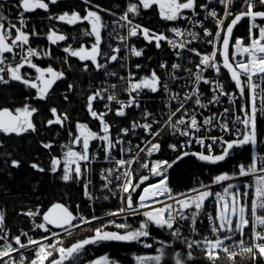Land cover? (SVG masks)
Masks as SVG:
<instances>
[{
  "label": "snow or ice",
  "instance_id": "obj_1",
  "mask_svg": "<svg viewBox=\"0 0 264 264\" xmlns=\"http://www.w3.org/2000/svg\"><path fill=\"white\" fill-rule=\"evenodd\" d=\"M223 6V16H219L214 7L209 3H201L200 0H129L126 4L123 13L118 17V20L113 21V32L117 31V26L120 29H126V35H117L114 37L119 41L121 46L108 45L110 53L103 51L102 45L104 39L102 31L109 27L103 22L101 15L97 11H92L85 8L84 15L78 11H65L59 15L49 14L46 19L49 21H58L67 25H77L78 23L87 22L90 26L89 30L84 31L83 35L93 37V43L90 47H85L83 44L79 48H73L71 44L63 47L62 51L66 54L61 58L62 63L69 64L68 57H75L81 62L90 61L93 69L96 72L103 70L106 77L117 76L115 71H109V65L119 63L120 67H124L123 61L129 57H141L144 54L143 48H137L131 45L128 41L135 37L143 38L148 44H155L157 49L162 47V42L175 51L178 59H183V53L188 52L199 58L196 64L197 71L192 72L190 68H185L184 71L189 73L192 82V88L189 92H185L183 96L179 93L171 91L170 82L180 79L176 72L183 68L180 63H172L168 80H162L155 70L150 75L136 78L131 71L127 77H119L121 81L126 83L125 91L128 93V99H119L115 89L117 85L112 84L108 87H97L91 89L90 94L86 97L85 108L88 115L96 121H99L100 131H93L87 123L77 121L75 123V133L68 132L71 142L69 145H62L66 148L63 156L58 157L52 155L50 158V171L59 173L62 170L60 179L65 183L70 181L83 182L84 194L88 199H92L89 192L91 184L90 173L92 169L90 164L96 160V155L91 151V142L100 141V148L104 154V159L108 162L115 163L114 169L101 170L100 178L104 181L102 187L108 189L113 180L120 182L116 185L121 193V199L125 203V207L119 208L117 211L109 212V216H118L130 210L133 215H142L143 221L135 230L125 231L123 234L118 232H110L105 230V226L95 228L93 235L86 237L71 244V246H63L60 240H53L59 234L51 232L50 225L54 228H61L71 235V229L79 228L83 224H90L93 220L98 219L93 216L91 219L80 215H74L67 206L56 203L53 204L42 215L43 222L35 223L34 228L43 230L50 235L42 236L39 240L29 236L27 232L21 231L19 235L11 237L9 242V233L4 230L5 215L0 212V240L4 243L0 244V264H25L28 257L24 255L21 249H28L30 246H35L34 257L30 259L29 264H75L79 259L82 251L87 245L95 244L100 241H125L139 242L141 238L150 236L149 228L154 225L160 229H167L173 238L182 239L186 244V258L181 253L175 254V264H188V261L193 259L191 249L201 248L205 257L210 261V264H216L220 254H225L228 259L235 264L237 256H247L250 264H260L264 261V157L253 156L252 162L249 165H240L238 173L229 175L227 173L217 175L213 178L212 183L221 184L222 182L235 179L237 177H246L250 174L256 175V186L252 193L250 208L246 203L249 199V191L252 186L245 185L242 191L239 186L228 184L223 188V193L210 190V186L201 184L199 188L190 190V193H173L167 185V176L164 175L167 168L172 165L167 161H157L149 164L144 162L141 167L150 170L152 176L160 177L155 184H149L139 193L138 199H134L133 193L141 187L149 176H142L139 182H134L133 164L137 162L140 153L146 151L148 156L160 150L161 145L155 142L161 135V130L165 127L173 134H179L189 139L181 144L180 147H186L193 141L206 148L208 154L204 153H188L182 155H194L202 161L217 163L224 161L230 155L232 149L244 145L255 146L258 143V128L259 117L264 116V24L257 23L258 20H264V10H257L258 7L264 8V0H241L242 10L238 13L233 12L235 0H218ZM59 0H17L15 7L19 11L16 22L9 19L3 11H0V85L7 86L11 82H18L25 88L35 90V96L32 99L36 101H46L52 94L54 86L58 81L66 79L64 70H59L51 65L47 67L39 66L35 60L52 59L53 54L50 50L38 49L31 46L32 37H41L47 39L49 44L58 45L59 42H64L69 39V36L57 29L54 25L48 28L47 33H42L35 26L29 31L28 19L25 13H33L37 9H42L45 12L49 11L50 5H56ZM84 4H90L91 0H83ZM156 6L159 10V16L162 20L176 22L187 21L203 29V36L207 37L206 43L212 45L210 53H201L196 48L190 47L191 43L199 38L198 33L184 30L178 27H171L167 31L172 33L174 37H182V39H173L163 32H156L148 27H144L140 23H135L133 17H138L141 14V9L148 10ZM3 6L0 5V8ZM96 7H99L98 5ZM198 9L205 13V19L209 17L215 20L217 30L215 33L203 26V21L197 20L196 17L200 14ZM185 12L190 15H185ZM115 15V13H112ZM231 17V20L225 26V21ZM249 20V40L250 43L241 38H236L231 53L229 52L230 40L233 36L234 27L243 19ZM258 31V35L253 30ZM223 33V34H222ZM112 36V32L109 33ZM191 37V39H187ZM216 41H222V47L218 48ZM122 51L127 52L126 56H121ZM11 56V60L9 59ZM218 57L222 61L223 69H226L231 76V80L235 83L236 88L240 92L242 99L246 100L245 104L240 105L239 111L243 116L236 115L231 125L227 122L217 120V115L225 116L230 112V109L225 108L223 113L205 116L200 122L198 116L201 115L196 108L206 109L209 104L219 103L220 96H227L230 102L235 101V96L229 94L224 85L218 80H211L205 77L204 72L208 69L214 70L217 74L221 71V63H218ZM240 57L238 60L237 58ZM103 58L106 62H101ZM191 62V61H189ZM141 68L140 64L135 66ZM160 68L168 67L166 62H161ZM25 68L32 69L35 75L23 71ZM71 70V64H69ZM87 63L83 64L82 71L89 72ZM259 81V82H258ZM205 84L210 86L213 95L207 103L201 91L200 85ZM75 88L74 84L68 85V91L71 92ZM247 89V91H246ZM143 90H148L152 93H158L163 90L168 95L169 101H175L174 106H169V112L166 119L158 120L153 117V114L145 109L142 117L145 121L133 120L130 128L125 127L119 130L116 137L112 136L113 125L106 119L110 112L115 111L117 117H125L126 109L140 108L139 96ZM64 100L68 101L69 96L64 94ZM99 101L104 103V111H98L95 104ZM192 103L195 107L190 111L186 105ZM118 105L113 109L112 105ZM50 117H44L43 123L47 127L59 126L64 128L70 121V116L67 112H61L56 107L48 109ZM182 113L177 118V114ZM36 115H41V108L25 103L22 107H17L10 110L7 107L0 108V134L4 136L16 135L21 136L25 133H37L38 127L34 121ZM153 125H157V129L153 130ZM243 125V129L236 127ZM219 127L222 133H233L238 136L235 140H225L223 136H197L202 129L210 130L212 127ZM136 129H142L147 136H151L152 140H145L143 143L149 146L139 148L136 156L132 159L121 158L116 159L113 156V150L118 145H123L125 141L121 137H127L130 132H135ZM205 139H211L212 144L206 145ZM216 143L222 145L221 154L213 155V146ZM130 144V142H129ZM75 146L79 150H75ZM2 147V145H0ZM45 149H52L51 142L42 143ZM169 147L175 151L177 145L170 144ZM132 149L120 148L121 153L130 152ZM2 155H9L4 153ZM182 157H178L180 159ZM11 167H20V161L17 159L11 160ZM174 163V162H173ZM7 164V162H6ZM31 167L39 172H44L45 169L37 163H32ZM123 169V171H119ZM118 173V174H117ZM203 189V190H201ZM215 197L216 211L215 214L209 213L207 219L209 221V232L211 236H204L201 240L188 239L182 236V228L188 227L190 232L195 235L198 233L197 223L198 218L205 208V202L209 197ZM160 197H166L172 203H166ZM108 197H105L107 199ZM79 207V206H77ZM30 218H35L40 215V209L36 208L23 213ZM250 216V218H249ZM79 219L80 223H74ZM114 224L118 229H126L128 226L123 223ZM251 228L250 240L244 237L248 235L246 230ZM240 239H235L236 236ZM21 237H27V243H24ZM47 241V243H45ZM229 241L230 243H225ZM163 244V242H161ZM15 244L18 247H14ZM145 247H152L151 244H145ZM238 250V251H237ZM160 255L151 257H137L138 264H145L147 260H152L155 264H161L162 256L165 254L163 248L158 249ZM13 253H19V260L12 257ZM55 254V255H54ZM90 264H118L117 261H110L108 258H102L98 261H92Z\"/></svg>",
  "mask_w": 264,
  "mask_h": 264
},
{
  "label": "trees",
  "instance_id": "obj_2",
  "mask_svg": "<svg viewBox=\"0 0 264 264\" xmlns=\"http://www.w3.org/2000/svg\"><path fill=\"white\" fill-rule=\"evenodd\" d=\"M2 1L4 2V9L7 7L12 12L15 10L14 5L17 3V0ZM205 1L200 0L201 3ZM128 2L129 0H91V3L86 5L83 3V0H59L58 4L49 6L48 12L37 9L33 13H25V16L29 18L27 30L30 31L35 26L38 30H42V33H47L48 28L54 25L68 35L69 39L64 42H59L58 45H51L43 35L41 37L31 38L32 47L50 50L53 54L52 59H34V62L41 67L51 65L56 69L64 70L66 73V79L57 82L48 100L36 101L32 99L35 96V90L25 88L18 82H11L7 86L0 85V108L7 107L10 110H14L17 107H22L25 103L41 108V115L34 117V121L38 127L37 133L29 132L21 136H4L0 134V145H2L0 147V212L5 215L3 227L9 233L10 238L19 235L21 231L28 232L35 239H39L48 234L40 229L33 230L31 218L23 215V213L30 209L34 211L36 208H39L40 215L34 219L43 222V212L55 203L64 204L73 213H76L77 209H79L88 219H91L93 216L98 217L104 215L118 207L116 199L109 197L105 199L103 197L106 191L99 192V196L90 203V200L84 194L83 182L73 180L65 183L60 179L62 170L55 174L49 170L52 155L62 158L66 148H62L61 146L70 144L71 138L68 132L72 131L75 133V123L77 121L87 123L93 131H100L99 121L93 120L88 115L85 104L86 97L91 91L89 85L91 84L92 88L100 86L103 78V70L96 72L90 61L81 62L77 58L70 56L68 60L69 64H71V70H69V64L62 63L60 56H66L62 49L67 44H71L73 48H79L83 44L87 48L93 43V37L83 35V30H89L90 28L87 22L70 26L58 21H49L46 17L49 14L59 15L65 11L71 12L73 10L84 15L86 14L84 11L85 8H89L92 11H97L101 15L103 22H105L106 20L110 21L115 19L118 12L124 9ZM97 5L99 7H96ZM232 10L235 13L242 10L238 1L234 3ZM257 10H264V8L258 7ZM112 13H115V15H112ZM12 14L10 13V15ZM135 20L144 27H148L156 32H163L166 35L168 28L175 23L162 20L156 6L148 10L141 9L140 16L135 17ZM229 20L226 21V25ZM258 21L261 23L264 22V20ZM248 26L249 20L247 18L243 19L236 26L234 34L236 36L242 35L247 37L249 33ZM75 31L81 32V34L76 35ZM133 42H135L137 48L144 49V54L136 59L137 61L134 60L136 62H142V68L136 76V78H140L141 73L145 74L148 72L149 67L157 66L156 62L165 52V46L164 42H162V47L157 49L154 43L148 44L142 37L139 39L133 38ZM84 63H87L92 70L83 72L82 68ZM23 71L30 73L32 76L35 75L32 69L25 68ZM220 77L225 78L227 84L234 87L235 84L233 85L234 82L231 81L230 74L226 69H223L222 65ZM69 84L75 85L74 90L71 92L68 91ZM64 94L69 96L68 101L64 100ZM50 107H56L61 112L68 113L70 121L64 128H60L59 126L50 128L42 122L44 117H50L51 114L48 111ZM95 107L98 111L103 108L100 101L95 104ZM138 115L139 112L129 109L125 117H117L113 113H110L106 119L113 125L111 132L114 133L121 127H129L132 120H137L136 117ZM169 140L168 135L159 139L161 149L158 158H165L172 165L167 168L168 170L164 175L167 176L168 185L174 193L210 182L218 173L228 171L229 164L232 161L236 163L240 159H245L251 150V144L236 147L231 150L230 155L224 161L210 163L202 161L194 155L183 156L182 154L186 151L173 153L167 151L166 146ZM48 142L53 144L52 149L42 147V143ZM97 143V141L91 142V151L96 147ZM75 150H79V147L75 146ZM4 153H8L9 155H2ZM178 157L182 158L177 159ZM12 159L19 160L20 167H11L10 162ZM32 163H37L45 171L39 172L33 169L31 167ZM90 168L92 171L89 177L91 179L89 191L94 182V189L97 190V186L100 184L97 178L99 166L96 164L94 166L90 165ZM142 176H149V180L145 183L156 182L160 179V177L152 176L150 172L142 170L140 164L137 163L134 168V182H139ZM142 221L143 218L140 215L128 216L126 220L120 222L126 224L128 227L126 229L117 228V230L120 233L135 230ZM100 224L101 221H95L71 231V235L68 233L64 234L61 237L63 246H71V244L93 235L94 229L98 228ZM46 227L48 226L46 225ZM112 228L115 230L116 227ZM149 231L150 236L141 238L139 242L100 241L87 245L75 264H88L101 257H106L110 261H117L118 264H138L137 257L160 255L161 253L158 249L161 248H163L165 253L162 256L161 264H175L176 253H181L186 258L189 249H187L182 239L173 238L169 230L160 229L154 225L150 226ZM198 238V235H194L193 237L195 240H199ZM21 239L25 241V237H21ZM145 244H151L152 247H145ZM191 251L193 253V259L188 261V264H210V261L205 257L201 248H193ZM33 255V250L26 252L28 259ZM65 264H69V262H65ZM145 264H155V262L147 260ZM216 264H232V262L226 255L220 254L219 259L216 260ZM235 264H250V260L247 256H237L235 258ZM260 264H264V261H260Z\"/></svg>",
  "mask_w": 264,
  "mask_h": 264
},
{
  "label": "built area",
  "instance_id": "obj_3",
  "mask_svg": "<svg viewBox=\"0 0 264 264\" xmlns=\"http://www.w3.org/2000/svg\"><path fill=\"white\" fill-rule=\"evenodd\" d=\"M238 2H239V5L241 6V0H238ZM204 3H209L211 7L215 8V10L217 11L219 16H221V17L223 16V6L219 4L218 0H206ZM2 6H3L2 8H4V5H2ZM123 11H121L119 14H117L115 19L110 20V21L109 20L105 21V23L109 25V27L107 29L103 30V33H102V36L104 39L103 51H105V52H108V53L111 52V50L108 47L109 44L113 45L114 47L115 46H121L122 47V45L119 44V41L117 39H115L114 37L117 35V33H119L120 35H126V29H120L117 26V31L113 32V21L118 20V17L123 13ZM198 12H200V14L196 17V19L203 21V26L208 28L213 33H215V31L217 30L215 20H213L210 17L208 19H205L204 18L205 13L200 9H198ZM185 15H190V13L185 12ZM25 17L29 21V18L27 16H25ZM15 19L17 20V18H15ZM10 20H11V17H10ZM133 20L135 23H137L134 18H133ZM257 23L264 24V22L261 23L259 21H257ZM249 26H248V30H249ZM171 27H178V28H181L184 30H189V31H193V32L198 33L199 38L197 40L193 41L191 43L190 47L196 48L201 53H210L212 51V45L206 43V40L208 38L203 36V29L202 28L196 27L195 25L190 24L187 21H176L169 28H171ZM84 31H86V30H83V33H84ZM253 31L256 35H258L257 30L254 29ZM110 32H112V36L109 35ZM167 36H169L170 38H173V39H177V40L182 39V37H174L173 34L170 32L167 33ZM133 38H135V37H133ZM133 38H131L128 41V43L136 46L135 42H133ZM236 38H241L244 41L250 43L249 33H248L247 37L242 36V35L235 36L234 37V43H235ZM187 39H191V37H187ZM234 43L232 45H234ZM216 45L219 48V42L218 41H216ZM164 46H165V52L162 54V57L159 58L158 61L156 62L157 66L156 67H154V66L149 67L148 72H146L145 74L141 73L140 77L150 75L151 72L153 70H155L157 72V74L162 78V80H168L169 79V73L173 72V70L171 69V64L172 63H180L183 65V68L176 72V75L178 77H180V79H178L176 81H171L170 82V88H171L172 92L179 93L181 96H183L185 92H189L192 88V82H191L192 78H190L189 73L184 71V69L190 68L192 70V72L195 73L197 71L196 64L199 62V58L196 57L195 55L188 53V52H184L183 53L184 58L178 59L177 56L175 55V51L173 49H171L167 45V43H164ZM233 50L234 49H232V51ZM120 55L122 57L126 56L127 52L122 51L120 53ZM61 58H63V57H61ZM138 58L139 57H134V56L129 57L126 61H123L124 67H120L119 63H113V64L109 65L108 70L109 71H115L118 73V75L106 77L103 74V78H102V81H101L99 87H101V86L108 87L109 85H112V84L117 85L115 91H116L119 99L126 101L128 99V93L124 90L126 87V83L124 81H121L119 79V77H121V76L127 77L129 71H131L132 73L135 74V76H137V74L139 73V71L142 68V62H136L137 61L136 59H138ZM9 59L11 60L10 55H9ZM237 59L239 60L240 57H238ZM134 60H136V61H134ZM189 61H191V62H189ZM101 62H106V61L103 58H101ZM161 62H166L168 67L165 69L160 68L159 65ZM218 63H221L220 58H218ZM137 64L141 65L140 69H137L135 67ZM221 65H222V63H221ZM204 75L208 79H211L214 81L215 80L220 81L224 85L225 90L229 94H233L235 96V101L230 102L227 96H220V98H219L220 102L219 103L209 104L206 109L196 108V111L201 113V115L198 116V120L200 122H202V120L205 116L223 113L224 109L227 108V109H230V112L228 114H226L225 116L217 115V120L222 121V122H227L231 125V122L235 119L236 115L243 116V113H241L239 111V108H240V105L246 103V100L241 98L239 90L234 85L235 83H233L234 87L227 84V80L223 77H220V73L217 74L214 70L208 69L204 72ZM137 79H139V78H137ZM200 88H201V91L203 92L204 97L206 98V99H204V103H207L208 100L211 99V97L213 95L212 91L210 90V86L205 85V84H201ZM246 91H247V89H246ZM139 101H140V105H141L140 108H135V107L128 108V109H126V112L129 109H132L134 111L139 112V115L136 117V119H137V121H140L141 123L150 122V121H145L142 117V113L145 109H147L149 112H151L153 114L154 118H156L158 120H162V119H166L167 114L169 112V106H174L176 103L175 101H169L168 95L166 93H164L163 90H161L158 93H152L148 90H143L139 96ZM104 103H106V101H103V108L101 111H104ZM112 107H113V109H115L116 107H118V105L113 104ZM186 107L191 111L195 106L190 102L189 104L186 105ZM110 113H113V115L116 116L115 111L110 112ZM181 114L182 113H178L177 118H179V115H181ZM258 119H259L258 143L255 146L251 145V150L249 152V155L245 158L246 160L243 161L240 159V161H237L236 163L234 161H232L229 164V170L228 171L221 172L217 175L225 174V173H227L229 175H233L235 173H238V168L240 165H249L252 162L253 156L264 157V116H260ZM130 126H131V123H130ZM130 126L128 128H130ZM236 127H240L241 129H243V125H236ZM121 128H125V127H121ZM156 129H157V125H153V130H156ZM119 130L112 133V136L116 137L117 134L119 133ZM165 135H168L169 139H170L167 146H166V150L171 152V153L178 152V151H186V152H190V153H204L206 155L208 154L206 148H204L200 144L196 143L195 141H193L191 144H188L186 147H180V145L184 144L189 138L180 136L178 133L173 134L169 130V128H167V127L163 128L161 130V135L156 139L155 142H158L161 145L159 139H161ZM196 135L197 136H223V138L225 140H235V139L239 138L238 136L233 135V133H231V132L222 133L220 128L216 127V126L212 127L210 130L202 129V132L197 133ZM121 138L125 141V143L123 145H118L117 148L113 150V156L116 159L121 158L122 155H123L124 159H132L134 156H136L137 152H139V148H145L146 149L149 146L148 144L143 143V141L152 140V137L147 136L142 129H136L135 132H130L127 137H121ZM129 142H130V144H129ZM100 144H101V142L98 141L96 147L94 149H92V153L94 155H96L97 158L90 165L94 166L96 164L99 166L97 178L100 181V184L97 186V190L94 189L95 182L92 185V188L90 189V191L92 193H90V194H91V196L94 195V197L92 199H89L90 203H92L95 200V198L97 196H99V192H101V191L102 192L106 191V193L103 196L104 198L109 197L111 199H116V200L118 198H121V193L118 191V189L116 187V185L120 182L113 180V183L109 185V188H111L112 191H109L108 189H104L102 187V185L104 184V181H102L100 178L101 170L110 169V168L114 169L115 163H114V161L108 162L104 159V154L101 151V148L99 147ZM170 144L177 145V149L175 151H173L169 147ZM205 144L211 145L212 140L211 139H205ZM129 146L131 147L132 150L130 152L125 151L122 154L120 151V148L123 147V148L127 149V148H129ZM137 146H139V148ZM160 149H161V147H160ZM221 151H222V145L220 143H216L213 146L212 154L217 155V154H220ZM159 154H160V150L157 152H154L151 156H148L146 151L143 153H140L139 158L137 159V162H135L133 164V169L137 163H139L140 167H141V164L144 162H148L149 164H151L152 162H157V161H167L165 158L164 159L161 157L158 158ZM141 168L145 172H150V170L147 168H143V167H141ZM119 171H123V169H120ZM256 175H259V173L250 174L246 177H237L235 179L222 182L221 184L212 183V181H213V179H212L210 181V183H206L203 185L210 186V190L213 193H215V192L223 193V188L226 187L228 184H233V185L239 186L242 191L244 190L245 185H251L252 187L250 189H248V191L250 193L249 199L246 202L250 208L252 193H254L255 186H256ZM199 187H200V185L186 189L185 191L180 192V193H190L191 189L199 188ZM201 190H203V189H201ZM142 191H143V189L139 193H141ZM137 199H138V196H137ZM123 204H124V202L122 201V207H123ZM215 211H216V200H215V197L212 196V197H209L208 200L205 202V208H204L203 212L201 213L200 217L198 218V223H197L198 233H200L203 230L205 233V236H211V233L209 232V221L207 219V215L209 213L214 215ZM249 218H250V216H249ZM31 219H32V221L35 220L34 218H31ZM246 232L248 233V235H246L244 238L246 240H250L251 228L249 227L246 230ZM190 233L191 232H190L188 227L185 226L182 228V236L186 235L185 237H187L188 239H193L194 235L192 233L191 234ZM0 235H2V234H0ZM235 239L238 240V239H240V237L237 235L235 237ZM1 241H3V240H0V242ZM225 243H230V242L226 241Z\"/></svg>",
  "mask_w": 264,
  "mask_h": 264
},
{
  "label": "rangeland",
  "instance_id": "obj_4",
  "mask_svg": "<svg viewBox=\"0 0 264 264\" xmlns=\"http://www.w3.org/2000/svg\"><path fill=\"white\" fill-rule=\"evenodd\" d=\"M236 2L235 3H237V1L238 0H235ZM4 5V2L2 1V0H0V5ZM15 6V5H14ZM125 9V8H124ZM124 9H121L119 12H118V14L121 12V11H123ZM0 11H3L4 12V14L5 15H7L8 17H9V19H10V17H11V20L13 21V22H16L17 20L15 19V18H18V15H19V11H18V9L15 7V10L12 12L10 9H8L7 7L4 9V8H0ZM10 13H13L12 15H10ZM134 19H135V17H133ZM231 18V17H230ZM229 18V19H230ZM228 19V20H229ZM231 20V19H230ZM230 20H229V22H230ZM227 21V20H226ZM226 21H225V26H226ZM229 22H227V23H229ZM242 22V21H241ZM241 22H239L238 24H240ZM237 24V25H238ZM236 25V26H237ZM236 26L234 27V29H233V36H232V38H231V40H230V47H229V52L231 53V51H232V44L234 43V37L236 36L234 33H235V30H236ZM57 29H58V27H56ZM79 30V29H78ZM75 33H76V35H79V34H81V32H76L75 31ZM102 33H103V31H102ZM223 34V33H222ZM219 42V48L220 47H222V41H218ZM60 57H63V56H60ZM219 58V57H218ZM221 63H222V61H221ZM155 67V66H154ZM231 77V76H230ZM100 103H101V105H102V107H103V101H100ZM101 111V110H100ZM98 142V141H97ZM100 142V141H99ZM221 154V153H220ZM218 155V154H217ZM246 159H243V161H245ZM135 168V167H134ZM168 170V169H167ZM166 170V171H167ZM225 172V171H224ZM221 173V172H220ZM219 174V173H218ZM215 177V176H214ZM213 177V178H214ZM159 181V180H158ZM158 181H156V182H150V183H145V184H143V185H141V187L139 188V189H137V192L136 193H133V196H134V199H137V196H138V194H139V192L144 188V187H146V186H148L149 184H155V183H157ZM208 183H210V182H208ZM204 184H206V183H204ZM167 185H168V182H167ZM199 186V185H198ZM168 187H169V185H168ZM196 187V186H195ZM170 188V187H169ZM171 189V188H170ZM185 191V190H184ZM90 193H92L91 191H89ZM173 192V191H172ZM181 192H183V191H181ZM174 193V192H173ZM178 193H180V192H178ZM94 197V195H92V198ZM87 198V197H86ZM160 199L161 200H164L166 203H172V201H169V200H167V198L166 197H160ZM117 202H118V207L115 209V210H113V211H110V212H114V211H117L119 208H121L122 207V199L121 198H118L117 199ZM124 202V201H123ZM123 207H125V203L123 204ZM109 213V212H108ZM108 213H106V214H104V215H101V216H98L97 218L98 219H96V220H93L92 222H95V221H101V224L99 225V227H101V226H105V230L106 231H110V232H118V233H120L118 230H117V228H115V230H113V228L112 227H115L114 226V224H110V223H108L109 221H115V223H120L122 220H126L127 219V217L128 216H133V214H131L130 213V210L129 211H126V212H124V213H120V215H118V216H109L108 215ZM74 215H76V216H80V215H84V217H86V215L84 214V213H82V212H80L79 211V209H77V211H76V213H74ZM143 219H144V217L142 216V215H140ZM87 218V217H86ZM31 221H32V219H31ZM35 221V223H41V221L40 220H34ZM34 221H32V225H33V228H34ZM91 222V223H92ZM74 223H77V224H79L80 223V221H79V219H77L76 221H74ZM84 225H86V224H83V225H81L79 228H81V227H83ZM199 226V225H198ZM112 228V229H111ZM76 229H78V228H73V229H71V231H73V230H76ZM23 232H26V231H23ZM51 232H55V233H58L59 235L57 236V237H54L53 238V240L55 241V240H60L61 241V237L64 235V234H66V233H68V232H66L64 229H60V230H54V229H51ZM28 233V232H27ZM51 233H48L47 235H50ZM121 234H123V233H121ZM191 234V233H190ZM195 235H198V239L199 240H201L204 236H205V233H204V231L202 230L200 233H198V234H195ZM16 236V235H15ZM29 236H31L30 234H29ZM186 236V235H185ZM184 236V237H185ZM32 237V236H31ZM197 237V236H196ZM35 239V238H34ZM40 239V238H39ZM39 239H37V240H39ZM9 242H12L11 241V238H10V236H9ZM24 243H27V237H25V241H23ZM2 243H4V241H1L0 242V244H2ZM45 243H47V241H45ZM13 246L14 247H18V246H16L15 244H13ZM34 248H35V246H30L28 249H21V251L24 253V255L26 256V252L27 251H32L33 250V254H34ZM221 254H223V253H221ZM55 255V254H54ZM223 255H225V254H223ZM12 257L14 258V259H16V260H19V253H13L12 254ZM34 257V255L31 257V258H33ZM30 258V259H31ZM103 257H101V258H98V259H95V260H93V261H98V260H101ZM30 259H28V260H26L25 261V264H29V261H30ZM45 264H47V262H45ZM88 264H90V263H88Z\"/></svg>",
  "mask_w": 264,
  "mask_h": 264
},
{
  "label": "water",
  "instance_id": "obj_5",
  "mask_svg": "<svg viewBox=\"0 0 264 264\" xmlns=\"http://www.w3.org/2000/svg\"><path fill=\"white\" fill-rule=\"evenodd\" d=\"M4 108V107H3ZM56 204V203H55ZM60 204H62V203H60ZM64 205V204H63ZM52 206V205H51ZM51 206H49L44 212H46ZM70 210V209H69ZM71 211V210H70ZM43 212V213H44ZM72 212V211H71ZM73 213V212H72ZM74 214V213H73ZM48 227H50L51 229H54V230H60L61 228H54V227H52V226H50V225H47Z\"/></svg>",
  "mask_w": 264,
  "mask_h": 264
}]
</instances>
